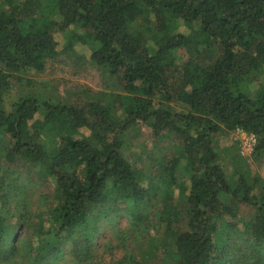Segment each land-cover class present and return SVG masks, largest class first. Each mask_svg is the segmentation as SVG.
I'll use <instances>...</instances> for the list:
<instances>
[{
    "label": "trees",
    "instance_id": "trees-1",
    "mask_svg": "<svg viewBox=\"0 0 264 264\" xmlns=\"http://www.w3.org/2000/svg\"><path fill=\"white\" fill-rule=\"evenodd\" d=\"M6 3L5 10L0 4L4 161L30 164L54 184L47 215L55 245L33 249L24 241L21 250L45 264L83 229L86 238L72 250L87 263L91 210L110 201L138 216L158 184L153 208L163 231L150 244L147 264H264V186L245 172L228 178L215 148L221 130L240 129L256 138L253 157L264 155V0ZM179 25L191 34L178 31ZM62 33L65 50L86 45L92 65L120 93L81 106L29 94L7 113L3 97L15 74L42 72L58 56ZM179 52L188 57L181 67ZM140 124L171 143V155L153 161V175L140 173L124 155L125 133ZM177 174L186 176V186ZM5 222L0 214L3 260L19 252Z\"/></svg>",
    "mask_w": 264,
    "mask_h": 264
},
{
    "label": "rangeland",
    "instance_id": "rangeland-1",
    "mask_svg": "<svg viewBox=\"0 0 264 264\" xmlns=\"http://www.w3.org/2000/svg\"><path fill=\"white\" fill-rule=\"evenodd\" d=\"M13 1L21 3L22 0ZM0 4L2 9H7L6 0H0ZM177 29L183 34H191L184 26L179 25ZM77 34L81 33L78 31ZM57 41L59 54L46 63L42 72L15 74L14 81L3 97V108L7 113L14 103L29 94L51 102L81 106L89 101L103 100L112 94L120 93L112 79L92 65L89 60L90 51L86 45L77 42L67 52L65 33L58 34ZM187 58L185 52H179L176 56L177 65L181 67ZM175 110L183 109L176 107ZM2 147L3 143L0 144V214L6 219L4 228L6 233L14 235L13 241H17L19 252L14 258H0V264H37L33 258L34 254L21 250V246L24 241L29 242L30 248L33 249L44 243L55 245V240L48 233L47 215L52 204L54 184L30 164L15 161L7 165ZM170 148L171 143L165 139H155L147 125L140 124L128 130L123 138L125 157L143 175H153V161L163 156L169 157L172 153ZM215 148L228 178L236 179L237 174L245 172L249 180L264 186V155L254 158V148L251 152H244L234 131L221 130L216 137ZM176 178L178 183L187 185L186 176L177 174ZM142 185L147 186V182L143 181ZM157 185L152 188L156 196L150 199L147 206L140 207L138 216L131 217L124 205L114 206L110 201L91 210L87 220V235H91L90 250L87 254L89 259L87 263L82 264H126L133 261L147 264L144 257L148 256L150 244L163 231L157 226L153 208L161 194ZM177 195L178 191H175V198ZM249 214L248 209L241 210V216L248 217ZM136 218L141 221H136ZM85 238L83 229L76 230L69 240L58 245L56 256L48 259L45 264H81L74 255L72 244L82 242ZM157 252L156 255L159 256L160 251Z\"/></svg>",
    "mask_w": 264,
    "mask_h": 264
},
{
    "label": "built area",
    "instance_id": "built-area-1",
    "mask_svg": "<svg viewBox=\"0 0 264 264\" xmlns=\"http://www.w3.org/2000/svg\"><path fill=\"white\" fill-rule=\"evenodd\" d=\"M236 139L240 141L244 152H251L256 144V138L252 134H246L240 129L235 130Z\"/></svg>",
    "mask_w": 264,
    "mask_h": 264
}]
</instances>
